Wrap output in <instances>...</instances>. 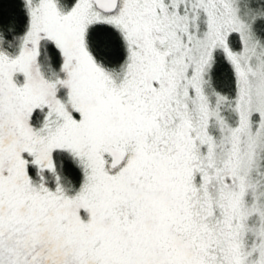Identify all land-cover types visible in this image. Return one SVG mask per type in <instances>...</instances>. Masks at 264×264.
I'll use <instances>...</instances> for the list:
<instances>
[{
    "label": "snow or ice",
    "instance_id": "6c2138e0",
    "mask_svg": "<svg viewBox=\"0 0 264 264\" xmlns=\"http://www.w3.org/2000/svg\"><path fill=\"white\" fill-rule=\"evenodd\" d=\"M0 264H264V0H0Z\"/></svg>",
    "mask_w": 264,
    "mask_h": 264
}]
</instances>
